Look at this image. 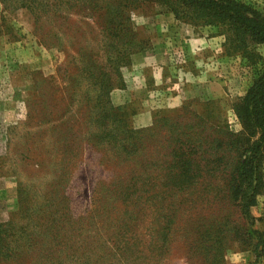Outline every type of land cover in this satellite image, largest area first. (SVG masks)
I'll return each instance as SVG.
<instances>
[{
  "label": "rangeland",
  "instance_id": "obj_1",
  "mask_svg": "<svg viewBox=\"0 0 264 264\" xmlns=\"http://www.w3.org/2000/svg\"><path fill=\"white\" fill-rule=\"evenodd\" d=\"M96 1L0 0V225L31 247L0 264H264L237 247L216 163L245 136L249 69L153 0L121 3L112 26ZM89 61L113 89L81 79Z\"/></svg>",
  "mask_w": 264,
  "mask_h": 264
},
{
  "label": "trees",
  "instance_id": "obj_2",
  "mask_svg": "<svg viewBox=\"0 0 264 264\" xmlns=\"http://www.w3.org/2000/svg\"><path fill=\"white\" fill-rule=\"evenodd\" d=\"M130 1L141 3L144 0ZM123 2L127 3L126 0H114V3L111 0H97L90 3L93 7L87 10L91 12L89 15L91 18H94V12H99L97 18L105 20L107 26H112L116 23L112 19L119 17ZM153 2L165 12L171 13L175 21L192 27L215 30V34L223 40L221 46L226 56L239 59L249 69V86L235 104L245 136L232 141L235 158L230 165L224 164L222 159L216 160V163L217 168L222 167L227 177L223 178L225 180L222 184L225 198L237 209L245 223L244 229L234 233L237 247H240L241 251L251 253L255 260H258L264 256V229L256 226H264V215L255 217L252 209L259 205V200L264 194V15L240 0H153ZM124 7L125 5H122V9ZM132 44L131 41L129 43L131 48ZM112 46L111 43L105 45L109 49H112ZM82 69L81 79L87 82L94 81L90 84L98 86L97 91L105 93L114 88L111 80H107V70L99 68L93 61L82 62ZM176 155L178 157L177 153ZM177 161L175 163L180 167L187 162L181 157H178ZM189 180L190 177L183 174L182 178L178 176L174 182L176 185L178 183L185 185ZM3 228L4 226L0 225V257L13 259L15 255L12 253L22 246L28 253L31 252L27 241L24 242L21 238L9 240ZM117 251H120V245Z\"/></svg>",
  "mask_w": 264,
  "mask_h": 264
},
{
  "label": "crops",
  "instance_id": "obj_3",
  "mask_svg": "<svg viewBox=\"0 0 264 264\" xmlns=\"http://www.w3.org/2000/svg\"><path fill=\"white\" fill-rule=\"evenodd\" d=\"M211 31V30H210Z\"/></svg>",
  "mask_w": 264,
  "mask_h": 264
}]
</instances>
